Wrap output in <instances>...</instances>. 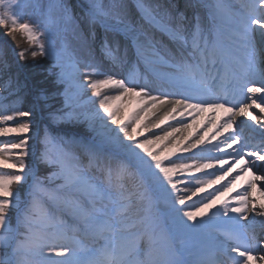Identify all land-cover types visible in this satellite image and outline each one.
Instances as JSON below:
<instances>
[{"label":"snow or ice","instance_id":"obj_1","mask_svg":"<svg viewBox=\"0 0 264 264\" xmlns=\"http://www.w3.org/2000/svg\"><path fill=\"white\" fill-rule=\"evenodd\" d=\"M134 8L127 0H0L4 34L22 32L34 46L13 62L0 45V125H9L0 126V137L22 134L0 139V264L264 261L257 234L264 232V204L249 198L254 188L264 196V124L253 129L258 144L228 132L245 123L237 116L264 120L250 112L264 114V0H135ZM125 96L147 105L144 116L125 122L119 108L111 110V101ZM157 105L171 110L151 128L178 111L222 108L231 113L219 124L228 135L217 139V131L216 143L200 135L182 149L187 155L167 145L160 151L179 129L144 135L151 129L142 121ZM29 156L37 163L26 164ZM241 173L252 177L247 186L217 207ZM128 176L138 182L135 191L123 182ZM145 201L147 208L138 207ZM153 205H163L172 238H202L191 258L158 246Z\"/></svg>","mask_w":264,"mask_h":264},{"label":"bare ground","instance_id":"obj_2","mask_svg":"<svg viewBox=\"0 0 264 264\" xmlns=\"http://www.w3.org/2000/svg\"><path fill=\"white\" fill-rule=\"evenodd\" d=\"M104 93H109L112 90H106L104 89ZM114 92L116 93L115 95H117L118 91L114 90ZM119 94V93H118ZM113 95V94H111ZM129 99V96H125L122 97L120 100H113L111 101V104H116L119 101L125 99V98ZM139 104H142L143 106H145V108L147 107V105H145L141 99ZM170 106L169 107H165L163 105H157L155 108H152L151 112L148 114V116L145 117V119L142 121V124H148L149 128L151 129L150 131L145 132V136L151 137L153 133L158 134V135H163L164 131H171V129L173 127L178 128L179 131L175 132L173 134L172 137L168 138V141H165L163 145H160V151H164V145H167V147L169 149H171L173 152L176 153V155H181L182 149L194 142L198 136L200 135H204L205 133H207V135L205 136V141L206 142H210V143H216V140H213L212 137L216 134L217 131L221 132V135L219 137H217V139H221L222 135H224L225 131L221 130L219 128V124L223 122L224 119L228 118L225 115H231V113H227L224 109H209L206 110L202 113H191L189 111H184V112H177V113H173V116L175 117V119H171L169 118L165 124L161 125L160 129H155V128H151V124L158 122L157 120L159 119H163L165 113L167 111H170ZM134 111V108L131 109L130 113ZM142 116H144V112H141ZM238 117V116H237ZM250 119V118H249ZM129 120V113L127 114V118L125 119V122H127ZM183 121L185 124L189 125V127H182L180 124L177 123V121ZM209 120H212L213 123H209ZM258 122V121H257ZM261 124H264V121L259 122ZM171 126V127H169ZM237 127L236 124H234L232 126V129L230 130H235V128ZM209 129H211V131H209ZM247 130H250L247 128ZM253 135H251L250 139H251V143H256L258 144L260 142V136L259 135H254V133H252ZM185 137H187V139H185ZM143 138V137H140ZM182 141V143H181ZM173 145H177L175 148H173ZM202 146V145H201ZM159 148V146H158ZM195 150V149H194ZM184 163H192V161H183ZM200 163H203V161H199ZM167 163V161L165 162ZM218 167V165H217ZM227 167V166H226ZM239 167V166H238ZM239 168H237L238 171ZM211 171L210 169H204L203 172H208ZM196 172L193 170V172L191 174H195ZM237 174L236 171H234L232 173V175ZM178 175H184V176H188V173H184V174H179ZM199 176H202V173H198ZM241 179L236 180L235 184H233L232 189L229 190V192L225 193L224 196L220 197L219 200H217L216 202V206L219 204H222L225 200H229V202H231V200L229 199L232 195H235L237 191H241L243 188H245L247 186V182L252 178L251 175L249 173H241ZM230 177H226L225 179H229ZM224 181H220L218 182V186L219 187L221 184H223ZM217 184H214L217 185ZM207 186V185H206ZM213 185H210L209 187H212ZM205 191H211L208 187L205 188ZM250 193V198L253 199L254 198V192L252 193L251 190H249ZM257 198V197H256ZM197 199V197H193V200ZM190 203V201L188 202ZM260 204V203H259ZM261 204H264V201L261 200ZM251 215V214H249ZM260 230V229H259ZM261 231V230H260ZM258 237L260 239H264V232H260V234L258 235ZM225 259H228L227 257H225ZM229 262V261H228ZM256 263H258V261H256Z\"/></svg>","mask_w":264,"mask_h":264},{"label":"rangeland","instance_id":"obj_3","mask_svg":"<svg viewBox=\"0 0 264 264\" xmlns=\"http://www.w3.org/2000/svg\"><path fill=\"white\" fill-rule=\"evenodd\" d=\"M69 2L74 4V0H69ZM39 3L42 4V5L43 4H46L47 3V0H39ZM127 3L129 5L130 11L131 12H134L135 11L134 5L129 4L128 0H127ZM232 3L238 4L239 3V0H232ZM77 11H79L78 8H77ZM38 17H39V10H37L36 14L32 15L31 19L33 21H35V20L38 19ZM1 31H2V29H1ZM3 35H4V37L6 36L4 33H3ZM17 35H19V32L15 33L14 37H17ZM20 49L23 51V48H20ZM30 51L31 50H29V52ZM30 59L31 58H30V55H29L28 56V60H30ZM106 90L108 91L109 89H106ZM110 90H112V91H110V92L108 91L109 93H104L105 91H104V89H102L101 90L102 91V95H111V94L115 95L116 94L114 92V89H110ZM88 95L89 96L91 95V91L88 92ZM139 102H140V98L139 97H131V96H129V99L126 97L125 99L119 101L116 104L115 103L114 104H111V110L115 111L117 108H119V111L117 112V116L119 118H122L125 121V119L127 118V114L128 113H129V119L134 114H136L137 112H139V115L142 116V114H141L142 111H140V109L141 108H145V106H143L142 104H139ZM26 107H27V105H25V108ZM133 108H134V111H132L130 113L131 109H133ZM250 112L252 113V115L259 114V115L264 116V114L259 113V109H250ZM226 117H227V115H226ZM159 120H157V121H159ZM236 121H237V123H240L241 121H244L245 122V123H243L240 126L239 129H237V127H236V130L240 133V135H243V133L245 134V136L246 135H249L250 133L244 131L246 129V124L248 122L247 121V117H239V118L236 117ZM255 121H256V123L258 125H261V123H259V122H262L264 120H255ZM0 126H9V125H0ZM254 128H256V126H254V124H253L252 129H254ZM138 131H139V129H138ZM231 131H229V132H231ZM21 135L22 134H17V133H7V134H5L4 137H0V139H13V140H18ZM29 135H31V133H29ZM226 135H228V133L224 134V136H226ZM221 138H223V136ZM28 143H29V145H31L33 143V141L30 139L28 141ZM0 146H2V145H0ZM159 149H160V146H159ZM15 151L16 150H13L12 153H7V155H12L14 157L15 156ZM225 151H230V149H227L226 148ZM183 154L187 155L186 153H183ZM10 162H12V161H10ZM36 162L37 161H36L35 156L25 157V163L26 164L34 165V164H36ZM40 168H41V173L43 174V172H44V166L41 165ZM7 171H16V170H7ZM87 175L89 177H92V176L96 175V173L94 172V170H89L88 173H87ZM123 182L129 188H131L133 191L136 190V187H137V183L138 182L133 177H131V176L125 177L123 179ZM209 186L210 185H207V186H205V188L206 187L211 188ZM215 186H218V184L215 185ZM13 187L19 189L20 190V194L23 195V193H22V190L24 189L23 187H21L20 185H14ZM256 187L257 188H260L261 187V184L260 183H257ZM250 190H251L252 193L254 192L253 193L254 194L253 200L256 202L257 207H258L259 206V203L261 204V200L264 201V196H261L260 195V192L257 191L255 188L254 189H250ZM220 205L221 204L217 205V207H219ZM147 206H148L147 205V201H145L144 205H139L138 204V207H141V208H147ZM154 206H152V208H154ZM156 207L158 209L157 212L159 211L162 214L163 205H156ZM152 213H153V216H155L156 223L158 224V226H156V224L154 222V224H155V231H156L155 239H156V241L158 243V246H163L165 244H168V245H170L173 248L182 249L184 251V253H185V258H189V257L191 258L196 253V251L198 250V248L200 247V245L202 243V238L199 235H197L195 233H192V234H189V235L185 236L186 239H183L184 237L181 238V240L174 239V238H172V234L170 232V227H171L170 221L166 220L164 218V216H163V219H159V216H161L160 213H159V216L158 215H155L153 211H152ZM66 218L69 219V217H66ZM13 223H15V219L14 218H13ZM257 232H259V234H260L261 231L259 229H257ZM102 242H103L102 240L99 241L98 243H93V242L89 241V242H87V244H88L89 247L95 248V247H98L99 245H102L101 244ZM259 255H264V253H259ZM257 261H258V263L255 262V264H264V261H261V260H257Z\"/></svg>","mask_w":264,"mask_h":264},{"label":"trees","instance_id":"obj_4","mask_svg":"<svg viewBox=\"0 0 264 264\" xmlns=\"http://www.w3.org/2000/svg\"><path fill=\"white\" fill-rule=\"evenodd\" d=\"M79 1L80 3H82V0H79ZM5 31H6L5 29L0 28V45H3L6 48L8 52V58L10 61L14 62L18 59V57L15 54L22 51L20 48H23V50L24 49L32 50V48L34 47V46L30 47L27 37L24 33L19 32V35H17V37H14V38L12 36L6 35L5 36L6 38H5L3 35ZM20 63H25V61H20ZM23 190H22V193H23ZM13 214L14 213H11V215L14 218Z\"/></svg>","mask_w":264,"mask_h":264}]
</instances>
